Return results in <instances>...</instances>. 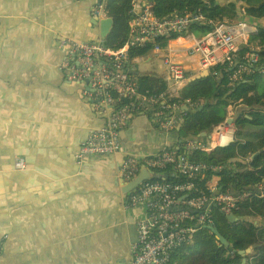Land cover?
<instances>
[{
    "label": "crops",
    "instance_id": "0c3cea01",
    "mask_svg": "<svg viewBox=\"0 0 264 264\" xmlns=\"http://www.w3.org/2000/svg\"><path fill=\"white\" fill-rule=\"evenodd\" d=\"M96 2L0 0V264H128L135 222L145 212L124 205V155L148 157L177 144L174 133L156 129L152 114L139 115L123 130L119 152L77 163L80 144L106 118L66 79L68 49L59 41L106 39L104 14L91 24ZM188 37L168 48L175 58L183 53L185 61L174 60L193 77L203 75L185 54ZM156 56L131 55L136 82L147 86L143 77H157L139 68ZM187 62L196 68L189 71ZM162 80L168 88V76Z\"/></svg>",
    "mask_w": 264,
    "mask_h": 264
},
{
    "label": "built area",
    "instance_id": "2783aa9c",
    "mask_svg": "<svg viewBox=\"0 0 264 264\" xmlns=\"http://www.w3.org/2000/svg\"><path fill=\"white\" fill-rule=\"evenodd\" d=\"M103 1L97 0L94 6L97 18L103 15ZM178 9L160 18L149 3L139 10L133 8L126 43L117 50L105 47L103 39L79 42L66 38L59 41L61 47L68 49V58L63 64L66 79L78 84L85 101L106 118L105 124L80 144L75 153L77 163L86 157L119 152L123 130L139 115L152 114L159 132L176 135L175 148L148 157L124 155L120 171L122 181H132L142 169L159 175L158 179L144 182L125 198L127 209L142 207L145 212L135 222L136 240L130 245L128 264H169L177 249L191 242L194 233H210L209 228L214 227L213 209L227 220L235 216L233 222H236L240 220L236 212L246 198L253 192L263 196L262 187L245 188L241 193L231 187L223 189L220 174L231 171V164L216 165L191 158L200 153L209 159L216 148L234 143L235 118L245 115L246 109L241 102L231 104L227 110L231 124H227L226 119L213 126L211 131L204 132L205 137L199 134L179 138L183 118L194 112L198 105L188 100L180 101V92L193 74L171 59L173 52L168 48L171 37L185 34L190 27L210 25L213 29L206 36L185 40L191 42L186 46L185 54L190 61L196 59L199 73L216 81L221 74L215 67L226 66L231 70L229 82L233 87L255 72L258 50L248 47L242 57L238 50L247 44L256 27L248 23L243 10L235 23L214 26L199 10L188 12L182 7L179 12ZM165 42L167 46L162 47ZM142 48H149L151 53L159 55L166 66L168 88L164 93H156L136 82L128 70L131 55ZM1 249L0 241V253Z\"/></svg>",
    "mask_w": 264,
    "mask_h": 264
},
{
    "label": "trees",
    "instance_id": "16d2710c",
    "mask_svg": "<svg viewBox=\"0 0 264 264\" xmlns=\"http://www.w3.org/2000/svg\"><path fill=\"white\" fill-rule=\"evenodd\" d=\"M136 1H103V14L112 20V27L104 40L105 47L117 50L124 46ZM147 1L160 18L182 6L188 12L199 10L214 26H228L239 20L242 15L240 11L243 10L248 23L256 27V32L249 35L247 44L238 50L239 57L246 54L248 47L258 50L255 72L233 87L229 82L231 70L224 65L215 67L221 74L219 83L210 76L195 75L182 89L179 98L180 101L188 100L199 105L194 112L183 118L178 137L192 138L211 131L213 126L226 121L231 104L241 102L246 114L235 118L234 143L216 148L209 159L200 153L191 158L196 157L216 165L231 164V171L220 174L223 189L231 187L241 193L245 188L262 187L263 196L259 197L253 192L252 196L246 198L236 212L240 218L236 222L227 220L217 209H213L212 224L229 243L230 251L221 246L212 234L198 231L190 243L177 249L169 264H264V0ZM212 29L210 25L190 27L185 34L175 35L170 40L176 41L186 36L200 39ZM166 46V42L162 43V47ZM150 53L149 48L136 49L134 57L145 58ZM143 78L148 80L147 87L150 90L155 89L156 93L166 91V82L161 78ZM253 155L255 157L251 159Z\"/></svg>",
    "mask_w": 264,
    "mask_h": 264
},
{
    "label": "water",
    "instance_id": "95a60500",
    "mask_svg": "<svg viewBox=\"0 0 264 264\" xmlns=\"http://www.w3.org/2000/svg\"><path fill=\"white\" fill-rule=\"evenodd\" d=\"M101 0H99L100 2ZM93 25L97 24V16L94 15V19L93 22L91 23ZM112 27V20L111 19H106L104 21L103 27H102V38H105L109 32V30ZM201 77H207L206 74L200 75ZM220 81H218L219 83ZM200 109H202V107H200ZM232 119H227V124H231ZM202 137H205V133L202 132L200 134ZM256 155V154H255ZM255 155H253L251 157V159H253L255 157ZM159 175H154L151 171L147 170V169H142L138 175L130 182L126 183L125 185L122 186L121 189V194L123 196V198H126L129 194H131L132 192L136 191L140 185H142L144 182H147L149 180L152 179H158ZM233 218H235V216H232L231 218H229L228 220L233 222ZM210 233L214 236V238L217 240V242L223 246L224 248H226L228 251H230V245L229 243L220 235V233L216 230L215 227H210L209 228Z\"/></svg>",
    "mask_w": 264,
    "mask_h": 264
},
{
    "label": "rangeland",
    "instance_id": "374dc122",
    "mask_svg": "<svg viewBox=\"0 0 264 264\" xmlns=\"http://www.w3.org/2000/svg\"><path fill=\"white\" fill-rule=\"evenodd\" d=\"M185 40H187V39H185ZM178 48H179L178 44H175V47H173L172 49L176 50ZM152 54H154V53H152ZM175 56H176L175 54H172L170 57H171L172 60L177 59V61H179V60L180 61H185L186 60L182 52H180L177 55L178 57L175 58ZM177 61H175V62H177ZM188 61H190V60H188ZM190 62H193V61H190ZM187 64L188 65H186V67H189V71H192L193 69L196 68V65H194V64H191V63H188V62H187ZM139 68L142 71L152 72L153 74H155V76H157L159 78H162V79L167 78L166 66L164 65V63H163V61H162V59H161V57L159 55H158V57L156 56L155 58H153V60H151L150 63L145 64V65H140ZM146 74H149V73H146ZM252 218L253 217H251V219ZM257 223L261 224L259 222H256V224Z\"/></svg>",
    "mask_w": 264,
    "mask_h": 264
}]
</instances>
